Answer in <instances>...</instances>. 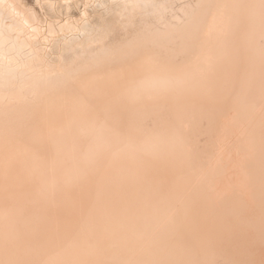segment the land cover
<instances>
[{
    "label": "bare ground",
    "instance_id": "bare-ground-1",
    "mask_svg": "<svg viewBox=\"0 0 264 264\" xmlns=\"http://www.w3.org/2000/svg\"><path fill=\"white\" fill-rule=\"evenodd\" d=\"M35 3L0 0V264H264V0Z\"/></svg>",
    "mask_w": 264,
    "mask_h": 264
},
{
    "label": "rangeland",
    "instance_id": "rangeland-1",
    "mask_svg": "<svg viewBox=\"0 0 264 264\" xmlns=\"http://www.w3.org/2000/svg\"><path fill=\"white\" fill-rule=\"evenodd\" d=\"M28 5H30V6H33L34 8H36L38 11H40L39 10V8H38V6H36V3H35V0H24ZM80 7H77V8H74V10H73V14L75 15V16H78L79 15V12H80Z\"/></svg>",
    "mask_w": 264,
    "mask_h": 264
}]
</instances>
